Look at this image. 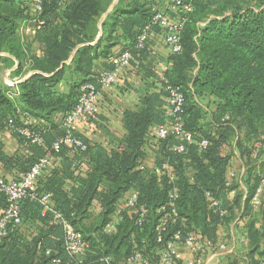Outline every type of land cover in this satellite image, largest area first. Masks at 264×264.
Here are the masks:
<instances>
[{
  "label": "trees",
  "instance_id": "trees-1",
  "mask_svg": "<svg viewBox=\"0 0 264 264\" xmlns=\"http://www.w3.org/2000/svg\"><path fill=\"white\" fill-rule=\"evenodd\" d=\"M160 1L118 0L108 12L113 0H43L42 11L34 15L36 39L44 51L43 57H37L19 32L32 16L27 1L0 0V71L12 67L13 58L19 63L15 76L22 78L34 71L17 89L0 86V132L11 131L24 147L7 155L0 138V163L6 170L16 171L19 178L41 158H59L61 165L40 177L37 193L50 194L52 207L90 245L83 255L71 256L65 248L63 228L50 224L52 214L42 216L40 202L25 200L22 222H9L7 234L0 238V264H107L106 257L113 264H126L136 252L159 264L164 249L157 242L156 226L164 214L159 210L174 208L178 214L167 224L164 241L179 231L183 239L196 234L214 244L209 252L225 242L218 240V227L229 228L237 218L236 211L242 210L250 218L247 230L251 239L249 257L243 262L264 264V233L255 228L253 219L262 202L258 209L251 202L264 172V0H180L193 11L178 9L187 18L181 32L182 51L172 54L165 41L167 64L171 65L165 75L168 84L180 88L185 98L184 128L192 133L194 142L184 152L174 149L179 143L176 135L170 133L159 140L153 132L170 123L162 75L157 82L160 91L141 94V106L124 112L127 133L123 143L106 149L76 132L87 145L85 151L67 146L59 153L52 150L65 133L62 120L78 103L82 86L93 83L100 89L96 76L113 68V56L131 50L135 57L131 67L141 70L150 61L151 36L143 49H137L136 43L155 14L163 12ZM168 2L172 5L178 0ZM105 13L102 36L92 44ZM165 13L175 16L170 8ZM151 33L164 36L165 30L154 26ZM119 44L123 49L114 52ZM100 59L109 63L97 69ZM26 115L38 120L28 127L42 134L43 145L27 142L15 131L23 127ZM204 139L209 145L201 149L199 142ZM233 142L245 161V172L228 185ZM149 153L155 157V168L145 163ZM240 181L247 189L245 200L238 191ZM129 191L138 193V208L148 211L143 222H137L138 214L123 212L115 229L106 231L118 201ZM172 193H177L175 199L170 197ZM231 194L235 197L230 198ZM213 200L219 207L212 205ZM7 206L0 193V215ZM236 256L227 253L220 264H239Z\"/></svg>",
  "mask_w": 264,
  "mask_h": 264
},
{
  "label": "built area",
  "instance_id": "built-area-1",
  "mask_svg": "<svg viewBox=\"0 0 264 264\" xmlns=\"http://www.w3.org/2000/svg\"><path fill=\"white\" fill-rule=\"evenodd\" d=\"M27 5L30 7L33 14L38 15L42 11L43 0H26ZM182 6V7H181ZM182 8L185 12H192L193 8L190 4L181 5L180 0L170 6V10L175 12V16L166 14L165 12H157L153 17V20L149 26L138 36L136 43L137 49H143L147 39L150 37V31L154 26H160L165 30V41L172 54H177L182 51L181 45V32L184 27L187 18L178 13V9ZM30 22L35 20L25 21L20 27L26 30H30ZM42 23V22H41ZM135 57L131 50H123L117 55L112 57L113 68L110 70L102 71L96 76L100 89L93 83H87L81 88V94L79 96L78 103L75 108L68 113L62 120L61 126L64 129V135L58 139L52 145V150L55 153H59L63 146L75 147L85 151L87 145L82 138L76 135L77 125L83 122L88 117H94L100 112V96L102 90L111 89L120 84L124 79V72L131 68V63ZM171 65L166 66L162 72V81L166 84L164 90L168 93L167 96V115L170 119V123L167 125H161L154 128V134L159 140H165L170 133L176 135L179 143L174 147L178 152H184L187 144L194 142L193 135L190 131L184 128L183 113L185 98L183 92L178 87L170 86L168 79L166 78V72L170 69ZM23 127L14 128L15 131L20 133L26 138L27 142L36 143L39 145L44 144V140L41 133L33 132L28 126L33 124L34 118L30 115L22 117ZM209 145V141L204 139L199 142L201 149L206 148ZM52 155H47L41 158L35 165L32 166L30 171L26 174H22L17 179H7L0 173V193H2L7 200L8 206L2 211L0 215V238L7 234L6 229L9 222L20 224L21 218V204L25 200L38 201L43 206L42 216H46L47 213L52 214L51 225H60L64 232V242L66 251L71 256H81L86 250L89 249V242L84 238L80 231H77L74 226L63 216V214L55 210L51 205V195L44 194L39 196L37 193L38 181L41 176L48 173L54 163ZM237 178V174L234 171L230 172V180L228 185ZM264 191V172L262 173L261 183L257 189L256 194L252 198V205L254 209H258L261 205V197ZM210 193L207 194L209 196ZM172 199L177 197V193L170 195ZM213 206L219 207V202L213 200ZM127 207L131 213L138 214V223L143 222V218L147 215L148 211L144 207L138 208V193L132 192L127 199ZM122 211H119L120 215ZM164 214L160 218L156 226L157 242L163 244V250L161 251V262L159 264H178L182 259V252L180 246H186L194 254V259L189 264H206V257L203 253L207 252V249H212L214 244L209 240H200L196 234H189L183 239L182 233L175 232L169 240L164 241V233L167 228V224L171 221L173 216H177L178 212L174 208L168 212L159 210ZM225 212L221 210V214ZM115 228L113 223H109L106 227V231L110 232ZM215 251L211 252V257L221 258L227 253L234 252L233 243L230 245L227 242H222L215 247ZM47 254L52 252L48 249ZM210 257V258H211ZM107 264H113L111 258H104ZM54 262L58 263L59 259H54ZM126 264H154L143 258L142 253L136 252L127 259ZM242 264H249L243 262Z\"/></svg>",
  "mask_w": 264,
  "mask_h": 264
},
{
  "label": "crops",
  "instance_id": "crops-1",
  "mask_svg": "<svg viewBox=\"0 0 264 264\" xmlns=\"http://www.w3.org/2000/svg\"><path fill=\"white\" fill-rule=\"evenodd\" d=\"M118 0H113L111 6L109 7L108 12L117 4ZM168 0H161L159 3V8L161 11L165 12L170 8ZM31 19L34 20L33 12L31 11ZM107 17L105 13L99 21V31L95 38V41L92 44H95L97 40L102 36V22ZM30 19V20H31ZM30 30L22 28L20 32V37L24 44L28 45L30 51L33 55L37 57H43L44 51L42 44L36 39V30L34 28L35 23L30 22ZM151 39L148 42L149 51L148 58L150 61H145L143 69L137 67H131L128 71L124 72L123 81L117 86L108 89L102 90L100 96V112L96 117H88L83 122H80L77 125V133L83 136L85 139H88L91 144H102L106 149H112L118 143H123V139L127 133L123 117L126 110H137L141 106V94L151 92L153 90L160 91L159 75H161L162 70L168 66L167 60L169 58V50L165 44L164 36L161 34L151 33ZM123 49L121 44L114 47V52H119ZM15 64L12 67H4L0 71V86H11L14 89H17V85L22 81L27 79L34 71H30L27 75H24L22 78L15 76L13 74L14 70L18 66V61L15 60ZM109 62L107 59H100L97 64V69L104 67ZM150 74V75H149ZM149 75V76H148ZM38 120H33V125L38 124ZM44 124V123H42ZM0 138L4 144V152L7 155H14L20 149H23V145L20 144L18 138L9 130L0 132ZM230 147V154L232 155L231 165L233 171L237 174V177H241L245 172L244 162L239 154L238 149L235 147V142ZM145 163L149 168H155V157L152 153H149L146 157ZM61 160L59 158H54L53 167L60 166ZM157 169V167H156ZM155 169V170H156ZM190 172L191 169H188ZM0 173L5 178L17 179L19 174L16 171H8L0 163ZM239 193L243 194V200H245L247 189L246 186L241 183L238 189ZM132 191L126 193L117 203V211L112 215L113 223L116 225L117 221L121 219L119 211L130 212V209L127 207V199L131 195ZM235 195L231 194L230 198H234ZM262 209L254 216L255 228L264 233V191L261 197ZM97 212L100 211V208L97 207ZM99 210V211H98ZM121 212V213H122ZM237 218L231 223L229 228L225 226L218 227V240L225 241L227 243L232 242L234 252L239 259L241 253L243 255L249 254L251 249V239L249 238L248 233V222L250 221L249 217L242 215V210L236 211ZM115 229V228H114ZM112 229L111 231H113ZM110 231V232H111ZM243 243V245L241 244ZM264 247V242L261 243ZM180 251L182 252V259L178 264H189L194 259V254L186 246H180ZM211 252L207 251L203 253L206 257V264H220L222 258L211 257ZM211 257V258H210ZM249 257V256H248ZM246 257V258H248ZM242 258V259H246ZM259 255H255V259H258ZM241 262V261H240Z\"/></svg>",
  "mask_w": 264,
  "mask_h": 264
},
{
  "label": "rangeland",
  "instance_id": "rangeland-1",
  "mask_svg": "<svg viewBox=\"0 0 264 264\" xmlns=\"http://www.w3.org/2000/svg\"><path fill=\"white\" fill-rule=\"evenodd\" d=\"M243 162L245 163L244 160H243ZM253 167H254V166L252 165V168H253ZM253 172H254V170H253ZM229 244L231 245L232 242H230ZM241 244L243 245L242 242H241ZM246 257H248V256H247V255L244 256V255H243V252H242V253H241V257L239 258V260L241 261V262H239V264H242V263H243V260H244V259H242V258H246ZM224 260H225V259H224ZM224 260H223V261H224Z\"/></svg>",
  "mask_w": 264,
  "mask_h": 264
}]
</instances>
